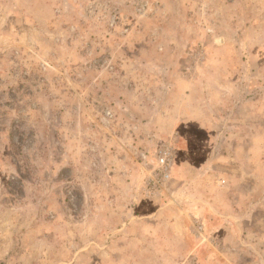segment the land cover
Here are the masks:
<instances>
[{"label":"rangeland","instance_id":"1","mask_svg":"<svg viewBox=\"0 0 264 264\" xmlns=\"http://www.w3.org/2000/svg\"><path fill=\"white\" fill-rule=\"evenodd\" d=\"M0 264H264V0H0Z\"/></svg>","mask_w":264,"mask_h":264},{"label":"built area","instance_id":"2","mask_svg":"<svg viewBox=\"0 0 264 264\" xmlns=\"http://www.w3.org/2000/svg\"><path fill=\"white\" fill-rule=\"evenodd\" d=\"M173 165V156L171 152L164 151L163 154L156 161V177L157 182L155 186H160V188L166 184L171 178V168Z\"/></svg>","mask_w":264,"mask_h":264}]
</instances>
